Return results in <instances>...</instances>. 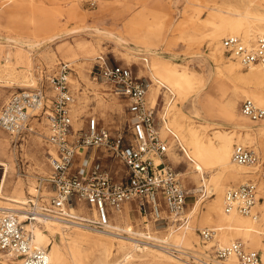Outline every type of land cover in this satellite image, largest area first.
Wrapping results in <instances>:
<instances>
[{"label":"rangeland","instance_id":"374dc122","mask_svg":"<svg viewBox=\"0 0 264 264\" xmlns=\"http://www.w3.org/2000/svg\"><path fill=\"white\" fill-rule=\"evenodd\" d=\"M91 1H95V5H91ZM223 1L27 0L26 4H22V0L21 2L20 0H0V111L11 95L26 88H39L42 84L40 79L42 74L46 81L48 76L60 72L62 64H66L70 68V82L73 91L76 92L75 105L79 101L81 102L77 114L74 110L75 105L72 104L75 127L85 126L86 115L89 113L96 114L101 123L106 126L109 124L114 126L116 123L124 122L129 100L110 94L109 85L102 84L101 80H93L92 71L97 64L103 63L130 66L135 73L145 78L156 89L155 98L150 100V89L147 100L152 107H155L162 134L170 143L168 159L180 174L183 184L189 190V195L187 208L182 214L187 217L186 224L183 222L175 224L172 221L162 230L153 229L152 223L144 222V219L134 210L135 206L133 205L130 208L127 206L122 209L124 212L128 210L130 217L129 219L125 218L129 224L121 227H133L142 233L147 226L158 239L167 244V247L174 248L177 244L174 240L175 235L182 236L188 230L186 239L180 242V246L201 251L209 258L214 256L215 248L219 246L220 242L218 237L209 242H204L200 237V230L216 229L215 225H208L202 221V214L207 209L208 203L217 196L218 189L222 187L225 207L227 190L258 177V172L264 173V137L252 134L246 136L244 131H239L235 127L234 119L228 115L227 102L232 94L235 80L227 82L219 89L213 75L219 65L228 76H232L233 71L230 70L232 64L237 65L242 72L249 71V67H244L237 59L225 53L221 40L229 34L224 33L223 29L217 31L219 35L215 46L212 49L208 47L205 26L208 23L224 24L232 17L234 18V15L220 10V3ZM248 25L252 35H248V33L247 35L246 33L235 34L246 35L250 38L260 36L258 28L264 27L263 22L251 21ZM74 29L78 32L70 33ZM54 34H58L59 37L54 40L50 39ZM23 36H26L32 45L28 53L31 61L29 70L21 65L17 66L13 58L10 64L6 63L5 53L2 50L8 48L9 42H13L9 37L21 39ZM118 37L126 38L127 43H119ZM87 41L97 43L100 52L86 58L82 55H78L77 58L66 56L64 52L66 45H73L77 48L78 43ZM198 49L201 54L203 53V56L195 55L194 51ZM212 50L216 52L218 59H222L223 64L210 58L208 54ZM8 65L17 67V70L10 71L11 74L7 71L4 72L3 69ZM165 66L188 68L194 75L191 84H186L177 90L169 87L164 76L161 78L159 75ZM22 71L25 72L22 74ZM24 74L31 80L29 85H25L27 81ZM205 76L207 77L206 86L201 91L199 101H196L198 100L196 98L197 86ZM99 91L107 94H102V92L97 94ZM55 93L56 91L52 87L47 86L48 95ZM247 98L250 97L239 98L235 108L236 120L253 131L264 128L263 121L255 122L242 114L240 107ZM253 100L260 106H264L263 102ZM195 106L199 111H196ZM179 108L182 109L181 113L178 112ZM187 124L192 129L191 133L196 131L204 141H211L214 146L218 145L217 135L221 134L233 139L232 151L235 144L256 148L263 158L262 163L253 167L246 166L247 168L234 163L235 166L243 168V170L239 180L230 181V183H226L225 173L221 168H216L213 172L200 169L192 170L186 153L188 149L185 141L188 137L186 128L189 127ZM36 126L35 132L28 134L25 139H19L16 144L15 138L0 128V140L7 141L9 144L8 155L0 154V158L5 159L11 165L4 192L13 194L15 186L22 183V188L26 191L27 203L35 197L37 200L41 197L49 200L54 195L53 187L47 181V177L51 174V165L47 157L49 149H54L48 145L46 140L48 130L45 125L36 121ZM250 132L252 133V131ZM195 172L197 176H195ZM2 173L3 170L0 166V178ZM31 182L37 186L33 193L28 190ZM207 182L210 184L209 189L206 186ZM199 200L201 202L197 203ZM30 204L29 201L28 205ZM198 204H200L199 209ZM256 212H259L258 215H239L244 219H259L262 222L260 227L264 228V207L258 205ZM1 214L3 213H0V216ZM37 226L47 231L44 227L45 224H35L33 229ZM234 240H241L248 248L260 251L262 264H264L263 248L255 249L249 246L240 235H236ZM233 241L228 240L223 243V246ZM50 242L48 250L54 243L63 249L59 235L51 237ZM129 243L136 250L134 243L130 241ZM115 246L113 248L116 252L117 243ZM138 252L142 254L141 251L138 250ZM6 256L8 255L0 250V264H7ZM8 262L18 264L12 260ZM216 263L219 264L215 261ZM144 264L154 263L149 259Z\"/></svg>","mask_w":264,"mask_h":264},{"label":"built area","instance_id":"2783aa9c","mask_svg":"<svg viewBox=\"0 0 264 264\" xmlns=\"http://www.w3.org/2000/svg\"><path fill=\"white\" fill-rule=\"evenodd\" d=\"M222 46L226 54L244 66L264 67V37L246 41L242 36H228L223 38ZM92 74L95 80L109 85L110 94L129 100L124 122L106 126L96 114L89 113L85 126L76 128L72 110L76 92L66 64L46 81L42 74L39 88L11 95L0 111V128L15 138V144L35 132L37 121L47 128L46 140L54 149L48 153L52 170L47 177L54 195L49 200L30 199L31 204L28 201L25 205V220L11 212L0 216V250L19 264H52L48 249L34 243V225L47 220L59 221L66 229L86 227L124 236L139 251L160 246L178 252L176 247H167L147 226L141 233L133 227L119 228L113 222L115 212L126 204H133L144 222H151L156 230L172 221L187 222L182 214L189 190L168 159L170 143L161 134L155 107L147 100L150 83L124 64H97ZM47 86L56 93L48 95ZM240 109L252 121L264 122V107L252 99L244 100ZM233 158L241 165L262 163L256 149L246 145L235 144ZM258 205L264 207V173L258 172V177L225 194L227 212L258 215ZM216 234L214 228L200 230L204 242L213 240ZM207 257L206 264L232 257L238 264H262L261 252L249 249L241 240L218 246L214 256Z\"/></svg>","mask_w":264,"mask_h":264},{"label":"bare ground","instance_id":"6f19581e","mask_svg":"<svg viewBox=\"0 0 264 264\" xmlns=\"http://www.w3.org/2000/svg\"><path fill=\"white\" fill-rule=\"evenodd\" d=\"M22 1V4L27 3V0ZM220 10L225 13H230L234 15V18L232 17L224 24L208 23V25L205 26V30L207 31L208 37V47H210L211 49L216 44V40L219 35L217 33L218 29H223L222 31L227 35L229 34L228 36H242L246 41H256L259 38L264 37V27L258 28V34L260 36L256 38L246 37L247 33L248 35L253 34L250 32V26L248 25L251 21H260L264 23V0H224L222 3H220ZM76 32H78V30L74 29L70 33ZM235 33H246V35L243 36ZM58 37V34H54L50 37V39L54 40ZM9 39H11V41L13 42H9V44H7L8 48L2 49L5 53L4 57L6 59V63L10 64L13 58L15 59V63L17 64V66L21 65L26 70H29L31 66V61L28 53L30 52V46H32L31 42L26 36L21 37V39L15 37H9ZM125 40L126 38L124 37H118L119 43H127ZM99 49L100 48L97 43L87 41L78 43L77 48H75V46L73 45H66L64 52L69 58H77L78 55H82L84 58H86L98 54L100 52ZM194 52L196 56H203V53L201 54L199 49ZM208 55L215 62L223 64V61H221L222 59H218V56L214 50H212ZM240 64L242 63L240 62ZM219 66L216 67V70L214 71L215 73H213L216 78V85L219 87V89H221L227 82L235 80L234 82L232 81V94L227 102L229 112L228 115L234 119L235 127L239 131H244L246 133V136L252 134L255 136L260 135L264 137V128L253 131L252 129H249L246 125H244L242 122L236 120L235 118V108L240 97L246 96L250 97L247 99L253 98L257 101L264 103V67L262 65H252L249 66V71L242 72V70L237 65L232 64L230 69L233 71L232 77L225 75L223 69ZM13 69L17 70V67H11V65H8L3 69V71H7L9 72V74H11L10 71L13 72ZM24 72L25 71H22L21 73L23 74ZM159 75L161 78H163L164 76L167 85L176 90L182 88L186 84H191L194 76L190 73L188 68H178L173 66L163 67V70L159 72ZM24 77L27 81L25 85H29L31 83V80H29L27 78L28 76L25 74ZM211 78L213 77L211 76ZM93 80L95 79L93 78ZM101 83L104 84V82ZM206 83L207 77L205 76L202 79V82L197 86L196 98H198V100L196 101H199L201 91L205 88ZM150 86V100H153L156 96V89L153 88L151 84ZM101 92L102 91H99L97 92V94H100ZM102 94L107 93L102 92ZM80 103L81 102L79 101L77 105H75L76 102L73 104V106L75 105L74 110L76 114L77 111L80 109ZM195 108L196 111H199L197 106H195ZM181 111L182 109L179 108L178 112L181 113ZM76 114L75 116H77ZM187 126H189V124H187ZM176 127H178V125H176ZM191 131L192 129L190 126L186 128V133H188V137L187 139H185L188 146L186 153L189 159L190 168H192V170L200 169L201 171L210 172H213L216 168H221L225 173L224 178L226 179V183H230V181L236 182L237 180H239L243 168H239L234 165V163H238L233 158V139L231 137L218 134V145L214 146L213 142H206L202 139L203 137L200 134L196 133V131L195 133H191ZM250 131H252V133ZM175 133L178 134L177 131H175ZM48 145L50 144L48 143ZM8 149L9 144L7 143V141L0 140V154H3L4 156L8 155ZM256 151L260 154L257 149ZM0 166L3 170L2 176L0 178V213H17L21 220H25V205L27 204V198L25 196L26 191H24V189L22 188V183H18L14 188L15 192L13 194H6L4 192V189L6 186L7 176L11 165L5 159L0 158ZM241 166L253 167L248 165ZM195 176H197V173ZM209 185L210 184H208L207 182L206 186H208V189ZM36 187L37 186L33 182H31L28 190L30 191V193H33L37 189ZM200 200L197 203L201 202ZM199 206L200 204L197 205L198 209ZM239 214L240 213L236 211L227 212L225 210L223 190L221 187L218 189L217 196L208 203L207 209L202 214V221L204 223H207L208 225H215V228L217 230V234L215 237L219 238V246H223V243L228 240L233 241L236 238V235H240L246 240L249 246L254 247L255 249L259 247L264 249V228L260 227L262 222L256 218L244 219L240 217ZM116 216L117 227L121 228V226L129 224L128 221L125 219H129L130 217V213L128 210L125 212L122 209L118 210L116 212ZM43 224H45L44 227H46L47 231H45V229L39 226L33 229L35 245L44 249H48V246L51 244V237H55L56 235H59L63 244V249L59 248L55 243L51 246V248H49L48 251L52 264H135L137 262L144 264L149 259H151L152 263L154 264L207 263V257L204 255L203 252L194 250L192 248H183L184 246H180V242L186 239V233L188 232V230H186L185 234L182 236L175 235L174 240L177 243L175 245L177 247L176 250L178 251L177 254L168 251L160 246H156L155 248L149 247L148 249L146 248V250L140 249L142 254H139L138 251L136 252L135 248L133 249L131 243H129V241H132L125 238L124 236H115L109 233L95 231L86 227L74 226L73 228L66 229L64 228V225L61 222L56 220H47ZM116 243L117 251L115 252V249L113 247ZM6 258L7 264H10L8 262L9 260H12V262H16L19 264L18 260L13 259L10 256H6ZM219 264H238V260L236 257H232L226 260L225 262H221Z\"/></svg>","mask_w":264,"mask_h":264},{"label":"crops","instance_id":"0c3cea01","mask_svg":"<svg viewBox=\"0 0 264 264\" xmlns=\"http://www.w3.org/2000/svg\"><path fill=\"white\" fill-rule=\"evenodd\" d=\"M49 151H53V150H50V149H49ZM98 154H99V153H98ZM100 154H101V153H100ZM47 158H48V157H47ZM79 158H80V157H79ZM50 168H51V166H50ZM51 170H52V168H51ZM127 206H129V208H130V206H133V204H126L124 207L126 208ZM124 207H123V208H124ZM125 208H124V209H125ZM130 210H131V209H130ZM134 210H135V208H134ZM131 211H132V210H131ZM136 212H137V211H136ZM137 214H139V216H140L142 219H144V218L140 215V213L137 212ZM116 217H117V216H116V214H115V215H114V218H113V222H114L115 224H117Z\"/></svg>","mask_w":264,"mask_h":264}]
</instances>
